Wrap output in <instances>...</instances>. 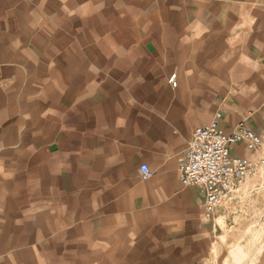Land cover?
<instances>
[{
	"label": "crops",
	"instance_id": "1",
	"mask_svg": "<svg viewBox=\"0 0 264 264\" xmlns=\"http://www.w3.org/2000/svg\"><path fill=\"white\" fill-rule=\"evenodd\" d=\"M215 112L264 134V0H0V264H208Z\"/></svg>",
	"mask_w": 264,
	"mask_h": 264
},
{
	"label": "built area",
	"instance_id": "2",
	"mask_svg": "<svg viewBox=\"0 0 264 264\" xmlns=\"http://www.w3.org/2000/svg\"><path fill=\"white\" fill-rule=\"evenodd\" d=\"M174 79L175 75H171L168 82L171 84ZM220 117L221 114L215 112L209 123L193 130L177 167L180 184L197 188L203 196L206 219H213L229 195L264 165L259 156L241 158L231 155L232 146L237 143L244 144L248 151H258L262 145L261 135L244 120L226 133L220 127ZM139 171L142 180L152 175L146 165H141Z\"/></svg>",
	"mask_w": 264,
	"mask_h": 264
},
{
	"label": "rangeland",
	"instance_id": "3",
	"mask_svg": "<svg viewBox=\"0 0 264 264\" xmlns=\"http://www.w3.org/2000/svg\"><path fill=\"white\" fill-rule=\"evenodd\" d=\"M215 226L208 264H264V165L229 195Z\"/></svg>",
	"mask_w": 264,
	"mask_h": 264
}]
</instances>
